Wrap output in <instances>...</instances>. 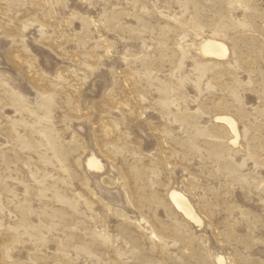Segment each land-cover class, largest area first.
<instances>
[{
	"label": "rangeland",
	"instance_id": "374dc122",
	"mask_svg": "<svg viewBox=\"0 0 264 264\" xmlns=\"http://www.w3.org/2000/svg\"><path fill=\"white\" fill-rule=\"evenodd\" d=\"M0 264H264V0H0Z\"/></svg>",
	"mask_w": 264,
	"mask_h": 264
},
{
	"label": "bare ground",
	"instance_id": "6f19581e",
	"mask_svg": "<svg viewBox=\"0 0 264 264\" xmlns=\"http://www.w3.org/2000/svg\"><path fill=\"white\" fill-rule=\"evenodd\" d=\"M202 52L206 55H213L215 57L216 56L224 57V55L226 54V47L225 45H223V43L219 41L213 39H207L202 44ZM220 119L227 122L231 127V129L235 132V126L233 121H231L227 117H221ZM88 165L90 166V168L92 166L93 167L98 166L97 162L94 161L93 159L88 160ZM169 196L173 201L174 205L176 206V208H179L181 211H183L184 214H186L191 219L198 220L197 217H195L193 212L190 210L189 206L187 205L185 198L180 193L176 191H171Z\"/></svg>",
	"mask_w": 264,
	"mask_h": 264
}]
</instances>
